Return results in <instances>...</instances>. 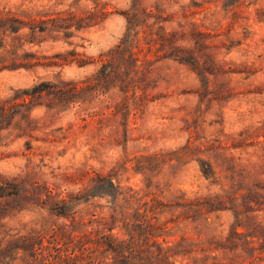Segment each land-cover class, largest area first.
<instances>
[{
  "label": "rangeland",
  "instance_id": "rangeland-1",
  "mask_svg": "<svg viewBox=\"0 0 264 264\" xmlns=\"http://www.w3.org/2000/svg\"><path fill=\"white\" fill-rule=\"evenodd\" d=\"M5 6L66 21L0 72V264H264V0Z\"/></svg>",
  "mask_w": 264,
  "mask_h": 264
},
{
  "label": "trees",
  "instance_id": "trees-1",
  "mask_svg": "<svg viewBox=\"0 0 264 264\" xmlns=\"http://www.w3.org/2000/svg\"><path fill=\"white\" fill-rule=\"evenodd\" d=\"M62 21H66L63 15L47 11V9L38 10L37 12L27 10L16 11L8 6L0 9V72L5 70H30L39 66L42 56L37 53L25 51L26 45L28 43H36L38 38H46L48 35L52 37L56 32L60 31L59 29L61 28ZM27 28H30L31 32L29 34H23V31ZM115 68H117L116 62L105 64L104 70L98 76V80L104 81V79L110 77L114 73V70H116ZM109 69L111 71H109ZM22 101L23 103L17 98L14 102L15 106L28 108L29 104L32 103L31 94L26 91L25 96H22ZM112 186L118 189L113 181ZM44 233L45 232H41L38 238L43 236V240L47 235ZM28 238H30V235ZM55 239V248L63 249L60 247L61 245L57 244L58 238L55 237ZM110 244L112 250L117 252L116 254L123 255V258L115 257L116 262L119 264H131L130 255L125 254V246L128 245L127 243L124 244L125 246L123 249L116 246L113 241L110 242ZM69 248L67 249L68 252L72 250ZM73 249L74 251L72 250L71 253H65L64 256L62 255V260L65 264H75L77 258L81 256L75 253V247H73Z\"/></svg>",
  "mask_w": 264,
  "mask_h": 264
}]
</instances>
